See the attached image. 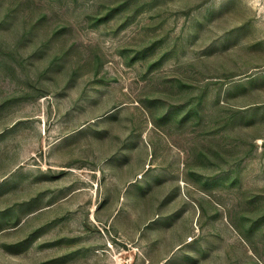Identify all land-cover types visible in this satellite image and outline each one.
<instances>
[{
    "label": "rangeland",
    "instance_id": "1",
    "mask_svg": "<svg viewBox=\"0 0 264 264\" xmlns=\"http://www.w3.org/2000/svg\"><path fill=\"white\" fill-rule=\"evenodd\" d=\"M0 264H264V0H0Z\"/></svg>",
    "mask_w": 264,
    "mask_h": 264
}]
</instances>
